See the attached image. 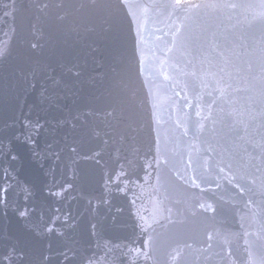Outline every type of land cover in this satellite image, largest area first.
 I'll return each mask as SVG.
<instances>
[{
    "label": "water",
    "instance_id": "obj_1",
    "mask_svg": "<svg viewBox=\"0 0 264 264\" xmlns=\"http://www.w3.org/2000/svg\"><path fill=\"white\" fill-rule=\"evenodd\" d=\"M0 264H264V0H0Z\"/></svg>",
    "mask_w": 264,
    "mask_h": 264
}]
</instances>
